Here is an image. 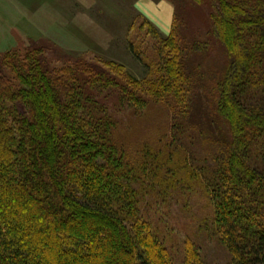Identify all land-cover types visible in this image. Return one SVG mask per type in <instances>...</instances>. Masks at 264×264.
I'll return each instance as SVG.
<instances>
[{
	"label": "trees",
	"instance_id": "1",
	"mask_svg": "<svg viewBox=\"0 0 264 264\" xmlns=\"http://www.w3.org/2000/svg\"><path fill=\"white\" fill-rule=\"evenodd\" d=\"M183 1L200 23H134L142 80L35 43L0 56V264H207L206 245L264 264V0ZM175 192L203 202L179 244L153 220Z\"/></svg>",
	"mask_w": 264,
	"mask_h": 264
},
{
	"label": "rangeland",
	"instance_id": "2",
	"mask_svg": "<svg viewBox=\"0 0 264 264\" xmlns=\"http://www.w3.org/2000/svg\"><path fill=\"white\" fill-rule=\"evenodd\" d=\"M188 6L183 0H0V56L7 52H21L30 43H35L52 50L59 57L116 63L131 76L142 80L148 74L147 69L134 57L128 44L137 34L134 23L139 18L144 19L161 36L167 37L175 16L187 21L191 17L200 23L202 9L193 4L190 8ZM191 19L189 23L196 24ZM158 20H167V34L159 31ZM255 101L264 108V90L255 93ZM193 114H201L198 105ZM149 126H152V121H143L139 130L145 131ZM262 152L264 147L251 152L260 169L264 168ZM182 194L175 192L169 204L154 202L153 205V220L168 230L169 241L178 244L186 235H193L195 224L203 216V202L197 195L190 192L189 200L184 203L180 200ZM209 246L203 248L207 264H225L227 256L223 251L214 245ZM177 253L180 257V248Z\"/></svg>",
	"mask_w": 264,
	"mask_h": 264
},
{
	"label": "crops",
	"instance_id": "3",
	"mask_svg": "<svg viewBox=\"0 0 264 264\" xmlns=\"http://www.w3.org/2000/svg\"><path fill=\"white\" fill-rule=\"evenodd\" d=\"M151 15H152V13H151ZM152 20V19H151ZM159 22H160V24L159 23H155L154 21V23L158 26V28H159V31L162 33V34H167V31L168 30H166L167 29V20L165 21V20H162V21H160V20H158Z\"/></svg>",
	"mask_w": 264,
	"mask_h": 264
}]
</instances>
